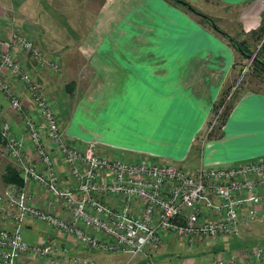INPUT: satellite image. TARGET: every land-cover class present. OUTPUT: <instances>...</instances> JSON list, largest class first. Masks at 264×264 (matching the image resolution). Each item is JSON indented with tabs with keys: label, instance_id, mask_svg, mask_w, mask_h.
Returning <instances> with one entry per match:
<instances>
[{
	"label": "crops",
	"instance_id": "1",
	"mask_svg": "<svg viewBox=\"0 0 264 264\" xmlns=\"http://www.w3.org/2000/svg\"><path fill=\"white\" fill-rule=\"evenodd\" d=\"M184 1L239 42L245 53L233 47L198 15L171 0H101L90 18L80 25L70 23L63 1L59 8L55 0H0V28L6 23L3 20H8L5 18L7 11L14 17L25 18L26 34L30 33L28 35L36 42L34 44L44 45L46 42L44 47L58 53L56 57L63 64L66 58L72 57L73 45L99 81L97 95L109 97L112 103L117 101L113 109L130 137L129 148L135 154L181 160L192 168L199 164L225 165L264 156V91L252 89H242L238 93L221 127V136L205 140L197 149L193 148L196 136L210 117L212 104L229 84L235 60L243 63L250 54L249 44L258 41L255 32L261 23L263 2ZM43 2L50 5H42ZM48 15L49 29L46 30L49 35L35 31L31 18ZM3 28L5 34L3 30L0 33L6 36L11 30ZM3 34L0 37H4ZM252 38L255 39L252 41ZM16 57L49 96L52 85L49 76L36 72L24 53H16ZM16 92L23 107L32 108L24 91L16 88ZM6 105V98L0 94L1 115L19 133L22 126L20 115L12 114ZM31 112L36 116L34 110ZM57 169L62 171L58 161ZM28 189L35 205L49 207L44 190L34 185H29ZM22 235L27 242H39L49 236L61 244L64 256L89 258L92 252L69 237L59 236L43 223L32 220L24 223ZM244 237L240 238L245 240ZM249 237L253 241H264V237H259L258 228H253ZM242 243L234 247L237 245L235 242L230 250L238 251L255 245L253 242ZM175 245L172 237H168L157 249L146 250L140 257L149 259L154 255L157 259L163 258L170 249L175 250ZM215 253L210 258L203 254L186 256L178 264H205ZM158 264L167 262L160 259Z\"/></svg>",
	"mask_w": 264,
	"mask_h": 264
},
{
	"label": "built area",
	"instance_id": "2",
	"mask_svg": "<svg viewBox=\"0 0 264 264\" xmlns=\"http://www.w3.org/2000/svg\"><path fill=\"white\" fill-rule=\"evenodd\" d=\"M18 49L38 66L47 64L57 70L31 39L14 32L0 39V70L22 85L36 112V116L22 113L19 133L6 119L0 120L6 155L22 182L8 183L0 191V264H97L89 258L62 255L61 244L49 236L27 242L22 228L29 220L43 223L87 250L126 254L128 261L157 249L168 237L183 244L230 240L238 238L246 224L264 220V156L184 168L107 158L89 146L73 145L62 137L55 113L31 72L15 60L12 52ZM255 53L246 57L237 82L229 86L209 118L201 144L251 68ZM0 92L6 95L10 110L21 111V101L1 78ZM29 185L45 191L49 207L33 203ZM205 264H264V244L220 250Z\"/></svg>",
	"mask_w": 264,
	"mask_h": 264
},
{
	"label": "rangeland",
	"instance_id": "3",
	"mask_svg": "<svg viewBox=\"0 0 264 264\" xmlns=\"http://www.w3.org/2000/svg\"><path fill=\"white\" fill-rule=\"evenodd\" d=\"M62 1L64 2L65 7L68 10V14L70 16V23L74 25H80L84 24L86 20L90 18L91 14L95 11L101 0H55L56 4H59V8L61 7ZM41 4L50 5L49 2H43ZM5 18H7L8 20H3V22H6L3 27H6L11 30L8 33H19L29 39L31 38L28 35L30 33L26 34V32H28V29H25V27L27 26V24L25 23V18L21 16L14 17L10 11H7ZM31 19L34 23H32V26L35 27V31L40 32L42 34L46 32L49 35V31L46 30L47 28L49 29V15L45 18L39 17V19H35L34 17H32ZM3 27H1L0 30H3V33L5 34V28ZM3 33H0V35ZM4 34V37H0V39H5L8 36V34L6 36ZM262 37L263 35L259 38L257 37L256 39H258V41L256 42L254 40L255 38H252V41L254 40V42L252 44H249L250 53L257 52L259 50L260 46L258 47V44L262 42ZM31 41L34 48L43 57H47L49 59V62L56 63V71H52L47 66V64L38 66L26 52L20 49L14 50L12 53L14 55L15 60L23 67H25V65H23L16 57V53H24L32 62V65L34 66L33 68L36 72H42L44 75L49 76V82H51L52 85L49 89V96H47L48 94L46 95L44 93L40 83L35 80L33 74L31 73L33 79L38 84L41 96L47 100V103L53 109L56 119L58 121L59 130L65 140L76 146H89L97 154L104 157L106 156L108 158L120 157L125 160L142 159L156 163H168L177 166H182L184 168H192V165L188 166L186 162L181 160H174L167 157H159L157 155L150 154H148V156L135 154V152H133L134 150L129 148V146H131L129 145L130 137L127 135V132L124 127L120 125V119L117 118L116 111L113 109L116 108L117 101L115 103H112L110 102L109 97H100L97 95V93H99V90L96 89L98 88L97 85H100L99 81L95 79L91 66L87 63L84 58H82L77 53V51L74 49L75 47L71 45L72 50L70 55L72 57L66 58V63L63 64L62 61H60V59L56 57V55L58 56V53L49 48L44 47V45H47L46 42H44V45H35L36 42H34L32 39ZM51 52L53 53L51 54ZM243 63H240L239 61L235 60L233 73L231 74V78L228 84L229 86L237 82L240 76V68ZM0 78L5 80L9 84L11 92L21 101L22 99L20 98V96H18L16 88H21L23 90L22 85L18 81L14 80L4 70H0ZM237 85L238 89L236 90V92L238 93H240L242 89H252L254 91L262 92L264 91V74L257 68H253L251 66V68H249L238 81ZM0 94L3 95L7 100L5 94L1 92ZM7 107L8 102L6 108ZM33 110V106L30 109H26L25 107H23L22 104L21 111H10L12 112V114H14L15 112L16 114L18 113L21 118L22 113L32 114L31 111ZM2 119L6 118L1 115L0 110V120ZM36 119L40 120L37 117ZM207 124L208 122H206L204 129L196 136L193 148L197 149L198 146L201 144V139L203 138V134L207 127ZM11 128L14 133H17L12 125ZM5 143L6 141L0 137V191H2L4 187L8 184H6L3 179L6 167H13L15 169L14 164L8 159L6 155ZM246 225L245 229H241L240 236L238 238L230 239L228 240V242L222 243H220V241L218 240L210 241L199 239L197 242L191 244H183L180 240H177L176 238L172 237V240H174L176 244L175 250L170 249V253L160 259H162V261L164 262H167V264H178V262L186 256L193 257L203 254L204 256L207 255V258H210L212 253H215V251L219 252L220 250L232 249L231 245L235 242H237V245H234V247L241 246V244L239 243L242 242L243 245L245 243L264 244V241H253L249 237V233L250 231H252L253 228H258L259 237H264V222H262L261 224V221L253 220L252 222ZM244 235L246 236L244 237L246 239L242 240L241 238ZM57 240H59V238H57ZM140 256L141 255H138L136 258L128 261V256L121 252L92 251L89 259H92L97 264H131L136 259L138 261H136L137 263L135 264H158L160 262V259L154 257V255L152 258L149 259L147 256Z\"/></svg>",
	"mask_w": 264,
	"mask_h": 264
},
{
	"label": "trees",
	"instance_id": "4",
	"mask_svg": "<svg viewBox=\"0 0 264 264\" xmlns=\"http://www.w3.org/2000/svg\"><path fill=\"white\" fill-rule=\"evenodd\" d=\"M179 5H181L183 8H185L186 10L193 12L194 14L198 15L199 18L207 23L208 21L202 17V15L200 16L199 12H197L191 5H189L187 2H185L184 0H171ZM207 17V16H206ZM208 18V17H207ZM209 19V18H208ZM210 20V19H209ZM216 27V26H215ZM217 28V27H216ZM258 37H261L264 34V11L261 15V23L258 27V30L255 32ZM232 39V38H231ZM233 40V39H232ZM228 41V40H227ZM229 42V41H228ZM236 45H233L231 42H229L232 46L236 47L241 53H245V50L242 49L240 47V43L235 41ZM252 67L253 68H257L258 70H260L263 74H264V39L262 41V43L260 44L259 50L255 53L254 56V60L252 62ZM229 88V85H226L222 91L220 92L218 98L214 101V103L212 104L211 107V113H210V117L211 115L216 111V109L218 108V106L222 103L223 98L225 93L227 92ZM238 96V92H235L232 97L230 98V100L225 104L224 108L221 111L220 117L218 119L217 124L212 128V130L205 136V140L208 139H212V138H218L221 136L222 134V130L221 127L225 122V119L227 118L231 108L233 107V104L236 100ZM209 120V119H208ZM208 122V121H207ZM4 182L7 183H15L17 185H21L22 182L16 172V170L13 167H6L5 169V174L3 176Z\"/></svg>",
	"mask_w": 264,
	"mask_h": 264
},
{
	"label": "water",
	"instance_id": "5",
	"mask_svg": "<svg viewBox=\"0 0 264 264\" xmlns=\"http://www.w3.org/2000/svg\"><path fill=\"white\" fill-rule=\"evenodd\" d=\"M202 14H200L201 16ZM203 18H205L209 25L216 30L217 32H219L224 38H226L229 42H231L233 45H236V42L234 40H232L229 36H227L224 32H222L221 30H219L218 28L215 27V25L212 23L211 20H209L206 16L202 15Z\"/></svg>",
	"mask_w": 264,
	"mask_h": 264
}]
</instances>
